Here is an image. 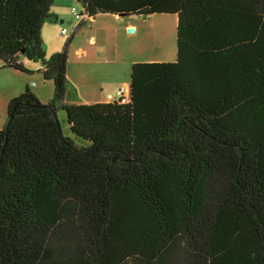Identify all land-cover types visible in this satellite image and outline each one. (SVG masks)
<instances>
[{
  "label": "trees",
  "instance_id": "1",
  "mask_svg": "<svg viewBox=\"0 0 264 264\" xmlns=\"http://www.w3.org/2000/svg\"><path fill=\"white\" fill-rule=\"evenodd\" d=\"M80 3L176 16V60L133 63L127 101L68 103L73 35L48 58L40 35L54 0H0L2 68L54 83L7 104L0 264H264V0Z\"/></svg>",
  "mask_w": 264,
  "mask_h": 264
},
{
  "label": "rangeland",
  "instance_id": "2",
  "mask_svg": "<svg viewBox=\"0 0 264 264\" xmlns=\"http://www.w3.org/2000/svg\"><path fill=\"white\" fill-rule=\"evenodd\" d=\"M57 6L60 8L58 30L54 28L48 33L45 48L49 52L57 50L56 53L73 35L68 76L74 95V85L82 82L88 93L95 96L104 93L106 96L110 92L117 98L120 91L125 90L124 85L130 82L133 63L176 60L177 18L174 15H103L94 20L85 18L86 23L77 29L80 21L72 9L81 13L80 1L59 0ZM129 24L132 26L127 28ZM62 29L67 31L65 37H60ZM80 49L85 51L84 55L78 53ZM21 61L29 73L2 68L0 62V128L6 119L7 99L22 94L26 86L45 103L53 99L54 83L43 78L42 63L22 56ZM59 119L64 133L71 136L64 112H59Z\"/></svg>",
  "mask_w": 264,
  "mask_h": 264
},
{
  "label": "crops",
  "instance_id": "3",
  "mask_svg": "<svg viewBox=\"0 0 264 264\" xmlns=\"http://www.w3.org/2000/svg\"><path fill=\"white\" fill-rule=\"evenodd\" d=\"M78 1H80V0H78ZM58 2H59V0H54L53 7L51 8V18L44 21V23L42 25V28H41V32H40L43 49H45V51H46L45 53H46L47 57H49V55L51 56L52 53L57 51V50H54V51L49 52L45 48L46 47L45 45H46V41H48V33L51 30H54V28H56V30H58L57 29L58 28L57 24H58L59 18H60V8H58V6H57ZM114 16L115 17H120L118 15H114ZM88 19L89 20H94L95 18H88ZM130 26H132V25L129 24L126 27L128 28ZM62 30L60 31V37H65L66 35L64 36V35L61 34ZM93 40H94V38H93ZM78 53L81 54V55H84L85 51L80 49V50H78ZM49 81H52V80H49ZM70 85H71V82L69 80V76L67 75V93H66V96H65V101L68 102V103L94 104V103H98V102H110V101H112L114 99H118V97L115 98L113 95H111L110 92L106 96H105L104 93H102L103 95H101V96H95V95H93L91 93H88L86 86L82 82L76 83V85H74L75 86L74 90L76 92L75 95H74V92L71 91ZM124 86H125V90L123 92H124V95H125V98H126V96H129L130 82H129V84H125ZM34 93L38 96V94L36 92H34ZM12 98H8L7 99V104L9 102V100L12 99ZM38 98H39V96H38Z\"/></svg>",
  "mask_w": 264,
  "mask_h": 264
},
{
  "label": "built area",
  "instance_id": "4",
  "mask_svg": "<svg viewBox=\"0 0 264 264\" xmlns=\"http://www.w3.org/2000/svg\"><path fill=\"white\" fill-rule=\"evenodd\" d=\"M72 11L77 16L79 21H81L83 18H85V16H83L81 13H78V11L75 8H73ZM61 34L64 35V36L67 35L66 29H63ZM121 97L125 101V95H124V92L122 90L120 91V94H119L118 98H121Z\"/></svg>",
  "mask_w": 264,
  "mask_h": 264
},
{
  "label": "water",
  "instance_id": "5",
  "mask_svg": "<svg viewBox=\"0 0 264 264\" xmlns=\"http://www.w3.org/2000/svg\"><path fill=\"white\" fill-rule=\"evenodd\" d=\"M122 15H126V14H119L118 16H122ZM130 31L132 32V31H133V29H130Z\"/></svg>",
  "mask_w": 264,
  "mask_h": 264
}]
</instances>
